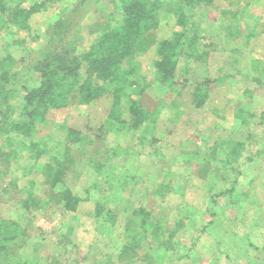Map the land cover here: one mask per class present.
Wrapping results in <instances>:
<instances>
[{"label": "rangeland", "instance_id": "374dc122", "mask_svg": "<svg viewBox=\"0 0 264 264\" xmlns=\"http://www.w3.org/2000/svg\"><path fill=\"white\" fill-rule=\"evenodd\" d=\"M7 1L16 5L18 0ZM35 2H43V8L30 18V30L10 23L0 27V57L12 54L22 79L36 75L28 65L48 43L57 20L69 14V32L78 33V43L87 48L95 36L89 26L119 13L113 0H88L75 12L77 0H23L22 5ZM215 6L196 9L207 54L200 61H181L173 87L155 79V47L137 57L140 84H147L141 101L155 112L151 130L111 120L113 98L106 92L88 104L48 110L35 134L44 148L38 163L24 151L17 159L0 155V221L15 220L27 231L17 256L0 264H264V153L244 166L235 203L211 198L213 188L227 186L224 175L231 172L220 169L202 177L198 161L218 139H243L249 128L256 138L251 150L264 145V0H216ZM230 8L233 12L222 16ZM225 26L240 35L227 39ZM174 28L172 14L163 9L157 37L170 36ZM16 40L21 43H12ZM205 78L213 80L209 97L197 107L192 92ZM19 102L11 100L9 120L17 118ZM70 128L87 138L70 139ZM5 137L0 133V154L8 149ZM67 146L75 160L64 181L83 198L77 209L66 211L54 202L26 208L22 200L29 188L45 196L42 165L51 156L63 159ZM127 177L132 178L126 183ZM164 180L174 181L177 189L162 198L153 190ZM99 199L104 211L96 217ZM138 206L164 218L176 257L142 234L134 238L127 224ZM124 245L137 246L133 259L119 258Z\"/></svg>", "mask_w": 264, "mask_h": 264}, {"label": "trees", "instance_id": "16d2710c", "mask_svg": "<svg viewBox=\"0 0 264 264\" xmlns=\"http://www.w3.org/2000/svg\"><path fill=\"white\" fill-rule=\"evenodd\" d=\"M22 1L18 0L16 5H9L7 0H0V27L10 23L17 30H30L29 20L43 8V2L23 6ZM87 1L77 0L76 8L72 12L77 7L84 6ZM113 1L119 13L116 15L112 12L99 23L89 26V33H94L95 36L87 48H82L78 43V33L69 32V24L66 23L69 14L57 20L48 43L38 49L37 58L28 65V71L36 74L33 77L22 79L19 76L22 70L17 69L12 54L0 57V133L6 134L5 143L8 146V149L2 150L1 156H5L7 160L17 159L24 155V151L38 163L44 154V148L35 134L39 125L45 121L48 110L88 104L106 92L113 98L109 111L111 120L134 129L143 126L151 130L155 112L149 110L141 101L147 84H140L142 75L137 57L155 47V79L160 84L173 87L178 83L176 75L181 61H200L207 54L200 45L201 22L196 20L195 13L199 6L217 8L216 0ZM163 9L172 14L175 28L170 36L158 38L156 30ZM68 32L69 37L64 40ZM12 43L18 45L21 42L16 40ZM9 45L6 47L9 48ZM260 71L264 72V66ZM212 82V79L205 78L196 83L192 92L195 106L200 107L206 103ZM17 99L20 100L19 114L17 118L9 120L13 110L11 100ZM242 122L249 124L247 119ZM92 132H95V128ZM68 136L74 141L87 138L86 134L81 137L80 132L73 128L68 129ZM255 139L250 128L243 139H218L213 148L206 151L203 161L198 160L202 165V177L209 173L217 175L220 169L231 172L229 177L224 175L227 186L213 188L211 198L214 202L220 196L234 203L239 200L240 194L236 193L240 177L246 169L244 166L264 153V145L255 152L251 150ZM71 152L72 148L67 146L63 159L51 156L44 162L41 173L44 176L45 196L29 188L27 196L22 200L26 208L33 205L46 206L54 202L63 205L66 211L77 209L83 198L66 186L64 181L75 160ZM99 166L100 172L105 171L103 164ZM131 178L127 177L125 182ZM176 189L174 181L164 180L153 191L165 198ZM103 211L104 205L99 199L95 206L96 217L103 214ZM130 215L127 225L135 230L134 238L142 234L147 242L171 249L173 255H176L173 235L167 236L164 229V218L144 206H138ZM26 235L27 231L19 222L4 218L0 221V262L17 256L16 250L23 246ZM137 246L124 245L118 254L119 258L133 259ZM262 251L264 252V244ZM54 263L58 264L55 261Z\"/></svg>", "mask_w": 264, "mask_h": 264}, {"label": "crops", "instance_id": "0c3cea01", "mask_svg": "<svg viewBox=\"0 0 264 264\" xmlns=\"http://www.w3.org/2000/svg\"><path fill=\"white\" fill-rule=\"evenodd\" d=\"M233 12V10L230 8L228 11H222V16H226L227 14H229V13H232ZM236 12H234L233 14H235ZM226 27V26H225ZM224 31H225V33H226V37H227V39H230V40H232V41H234L236 38L235 37H238L239 35H240V32H238V33H234V31H231V28H230V26H229V28H227L226 27V29H223ZM236 30V29H235Z\"/></svg>", "mask_w": 264, "mask_h": 264}]
</instances>
